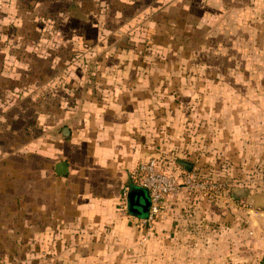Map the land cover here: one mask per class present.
I'll list each match as a JSON object with an SVG mask.
<instances>
[{
    "label": "rangeland",
    "instance_id": "obj_1",
    "mask_svg": "<svg viewBox=\"0 0 264 264\" xmlns=\"http://www.w3.org/2000/svg\"><path fill=\"white\" fill-rule=\"evenodd\" d=\"M248 71L264 76V0H0V264H145L110 228L56 224L66 187L51 164L65 128L111 132L141 149L138 164L174 170L180 190L152 224H219L222 205L249 209L231 190L264 180L240 179L217 135L218 93ZM255 120L264 131V115ZM124 203V222L143 224ZM226 210L227 222L250 224Z\"/></svg>",
    "mask_w": 264,
    "mask_h": 264
},
{
    "label": "crops",
    "instance_id": "obj_2",
    "mask_svg": "<svg viewBox=\"0 0 264 264\" xmlns=\"http://www.w3.org/2000/svg\"><path fill=\"white\" fill-rule=\"evenodd\" d=\"M251 65L245 64L243 68H259ZM234 69L235 74H242L239 71L242 67L236 62ZM228 81L218 93L221 102L218 116L223 122L217 133L219 154L225 164L237 168L240 179L264 180V131L257 132L255 120L264 115L261 87L264 76H251L248 71L243 77ZM78 132L67 129L61 141L64 156L51 164L53 181L66 187L64 191L59 189L53 203L57 206L56 224H94L93 229L97 230L110 228L112 239L120 237L136 242L133 246L138 248V261L145 264H235L264 260V224L255 222L260 221L258 217H264V188L246 189L249 209L220 204L219 224H130L124 222L116 208L123 197L125 208L120 209L127 211V191L131 184L138 188L133 177L145 154L139 147L136 152L121 136L107 135L111 132L90 130L85 139L79 138ZM59 162L67 164L64 176L54 172ZM165 168L169 173L174 171ZM138 200L142 203L141 198ZM47 203L49 211V199ZM229 208L250 214V224L227 222L231 217L227 215ZM128 218L134 222L140 220L134 216Z\"/></svg>",
    "mask_w": 264,
    "mask_h": 264
},
{
    "label": "built area",
    "instance_id": "obj_3",
    "mask_svg": "<svg viewBox=\"0 0 264 264\" xmlns=\"http://www.w3.org/2000/svg\"><path fill=\"white\" fill-rule=\"evenodd\" d=\"M133 178L138 188L147 193L149 201L148 215L146 219L140 221L149 226L160 212L164 200L179 192L180 185L178 178L175 174L169 173L156 158H150L140 163L136 168V174ZM235 264H264V260Z\"/></svg>",
    "mask_w": 264,
    "mask_h": 264
},
{
    "label": "water",
    "instance_id": "obj_4",
    "mask_svg": "<svg viewBox=\"0 0 264 264\" xmlns=\"http://www.w3.org/2000/svg\"><path fill=\"white\" fill-rule=\"evenodd\" d=\"M177 164L187 172L192 169V165L188 162L178 160ZM54 172L57 176H64L67 173V164L65 162L57 163L54 166ZM248 193L249 191L246 189H232L230 195L233 200H239L245 198ZM139 198L142 199V203L139 200L137 201ZM148 207L147 193L131 184L127 191V211L129 215L144 220L148 215Z\"/></svg>",
    "mask_w": 264,
    "mask_h": 264
},
{
    "label": "trees",
    "instance_id": "obj_5",
    "mask_svg": "<svg viewBox=\"0 0 264 264\" xmlns=\"http://www.w3.org/2000/svg\"><path fill=\"white\" fill-rule=\"evenodd\" d=\"M62 133L66 136L67 135V129H63Z\"/></svg>",
    "mask_w": 264,
    "mask_h": 264
}]
</instances>
